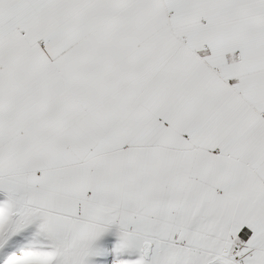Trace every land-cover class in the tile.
Returning <instances> with one entry per match:
<instances>
[{"label": "snow or ice", "instance_id": "obj_1", "mask_svg": "<svg viewBox=\"0 0 264 264\" xmlns=\"http://www.w3.org/2000/svg\"><path fill=\"white\" fill-rule=\"evenodd\" d=\"M0 264H264V0H0Z\"/></svg>", "mask_w": 264, "mask_h": 264}]
</instances>
